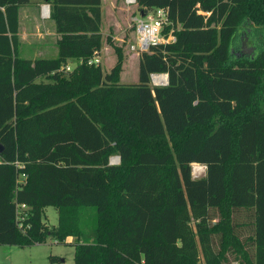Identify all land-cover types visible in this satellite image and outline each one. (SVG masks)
<instances>
[{
	"label": "trees",
	"instance_id": "obj_1",
	"mask_svg": "<svg viewBox=\"0 0 264 264\" xmlns=\"http://www.w3.org/2000/svg\"><path fill=\"white\" fill-rule=\"evenodd\" d=\"M28 1L0 0V244L73 235V264H230L229 250L264 264V0H136L167 9L175 40L141 52L127 84L111 36V69L87 64L102 45L101 0H47L57 56H19ZM68 59H80L69 73ZM151 73L168 83L150 86ZM236 207L252 211V252Z\"/></svg>",
	"mask_w": 264,
	"mask_h": 264
},
{
	"label": "rangeland",
	"instance_id": "obj_2",
	"mask_svg": "<svg viewBox=\"0 0 264 264\" xmlns=\"http://www.w3.org/2000/svg\"><path fill=\"white\" fill-rule=\"evenodd\" d=\"M124 5L121 0H117L116 15L121 25L118 26V31L115 32L113 31V29H115V25H112V27H114H111L112 29L107 28L106 37L111 36L110 34L116 35V37L114 39L112 38V40L114 44L121 46L123 60L119 82L127 84L138 81V60L140 54H137L127 47L129 41L135 42L133 39L134 33L129 25L131 24L130 17L136 13L135 8L137 5H132L130 7ZM104 38L105 36H103V40ZM107 44L110 45L109 51L106 50L104 52L105 56L101 57L100 63L103 72L108 70L110 66L112 67L117 60V53L114 47L108 42ZM109 52L112 54H109ZM113 59L115 62H113ZM71 65H75V62ZM71 65V70L67 73L73 70V66ZM150 86H154L151 81ZM115 157H117L116 159H118L119 162V155L113 154L111 156V158L114 159ZM204 171V164L198 162L192 163V173L197 174L198 172H201L203 175ZM19 179L22 180L23 176L20 175ZM211 213H213V210H211ZM218 217V212L215 210L214 215L212 216V221H216ZM231 218L234 224L233 227H235L239 237L244 240V244L246 243L248 249L252 252V243L248 238H246L251 231L249 222L252 219V211L243 207H236L232 212ZM57 220V208L52 205L45 207L43 213V222L45 226L50 228L57 223ZM191 224L194 225V220L191 221ZM68 237H66L63 241H58L55 237L49 235L43 242H35L27 245L0 244V264H73L74 242L76 241V237L73 235L69 238ZM214 239L217 240L216 237ZM216 247L218 248V244H216ZM50 254L57 255L58 259L51 261L49 258ZM226 255L230 264H238L235 253L229 250ZM201 261L204 262L203 257H201Z\"/></svg>",
	"mask_w": 264,
	"mask_h": 264
},
{
	"label": "crops",
	"instance_id": "obj_3",
	"mask_svg": "<svg viewBox=\"0 0 264 264\" xmlns=\"http://www.w3.org/2000/svg\"><path fill=\"white\" fill-rule=\"evenodd\" d=\"M121 1L122 4L124 5L123 0ZM43 3L48 4L50 8L51 3L48 2L47 0H29L27 3L19 6L17 53L19 56L23 58L34 60L38 58H53L57 56V52H58L57 40L60 37V33L57 32L56 30L55 21L50 18V10H49V16L41 15L40 8ZM116 7H117V0H101L100 29L102 33V45L98 51L100 58L104 57L105 56L104 52L106 50L109 51L110 48L109 47L110 45L107 44V37H108V36L106 37L107 28L110 29L112 25H115V29H113V31L115 32L118 31V26L121 25L116 15L117 14ZM137 9L138 8L136 7L135 10L137 11ZM110 35L112 36L113 39L116 37V35L113 34ZM103 36H105L104 40H103ZM109 54L112 53L109 52ZM79 61L80 59H68L66 64L71 65L75 62L76 65L77 63H79ZM113 62H115L114 59ZM75 65H71V66H73L74 68ZM110 69L111 66L106 71H109ZM40 79L43 78L42 77L38 78V80ZM110 158H109L110 163H113Z\"/></svg>",
	"mask_w": 264,
	"mask_h": 264
},
{
	"label": "built area",
	"instance_id": "obj_4",
	"mask_svg": "<svg viewBox=\"0 0 264 264\" xmlns=\"http://www.w3.org/2000/svg\"><path fill=\"white\" fill-rule=\"evenodd\" d=\"M123 3L127 7L137 5L136 0H123ZM49 10L50 8L48 4L43 3L41 5L40 12L42 16H49ZM169 24L170 22L168 20V12L166 8L159 7L153 9H137L136 14L132 15L131 24L129 25L132 28V32L134 33L133 39L135 42L129 41L127 47L137 54H140L141 52L149 51L150 47L153 45L174 41L175 36L173 34V29L170 28L167 32H165V27ZM100 63L101 58L97 52L87 59V64L100 65ZM61 70L64 72L70 71V65H63ZM160 75H163V73L150 74V81L154 86L163 85L165 83L166 78L165 81H161L159 77ZM116 158L117 157H115V159L111 158V161L118 163V159ZM201 172H198L197 174L193 173V175L200 176L202 175ZM20 175H22L23 178L25 177L24 173H21ZM27 208L28 205L25 202L17 203L16 218L19 225H22V219L28 214Z\"/></svg>",
	"mask_w": 264,
	"mask_h": 264
},
{
	"label": "water",
	"instance_id": "obj_5",
	"mask_svg": "<svg viewBox=\"0 0 264 264\" xmlns=\"http://www.w3.org/2000/svg\"><path fill=\"white\" fill-rule=\"evenodd\" d=\"M163 74H165V76H166V81H165V83L163 84V85H165V84L168 83V76H167V73H163ZM0 150H1V145H0Z\"/></svg>",
	"mask_w": 264,
	"mask_h": 264
},
{
	"label": "bare ground",
	"instance_id": "obj_6",
	"mask_svg": "<svg viewBox=\"0 0 264 264\" xmlns=\"http://www.w3.org/2000/svg\"><path fill=\"white\" fill-rule=\"evenodd\" d=\"M159 77H160L161 81H165V78H166L165 74L160 75Z\"/></svg>",
	"mask_w": 264,
	"mask_h": 264
}]
</instances>
